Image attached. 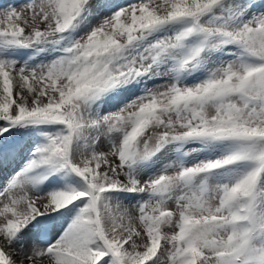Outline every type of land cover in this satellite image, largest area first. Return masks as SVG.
<instances>
[{
    "label": "snow or ice",
    "instance_id": "obj_1",
    "mask_svg": "<svg viewBox=\"0 0 264 264\" xmlns=\"http://www.w3.org/2000/svg\"><path fill=\"white\" fill-rule=\"evenodd\" d=\"M0 264H264V0L0 4Z\"/></svg>",
    "mask_w": 264,
    "mask_h": 264
},
{
    "label": "bare ground",
    "instance_id": "obj_2",
    "mask_svg": "<svg viewBox=\"0 0 264 264\" xmlns=\"http://www.w3.org/2000/svg\"><path fill=\"white\" fill-rule=\"evenodd\" d=\"M23 2H24V0H0V4L14 3L17 6H19Z\"/></svg>",
    "mask_w": 264,
    "mask_h": 264
}]
</instances>
